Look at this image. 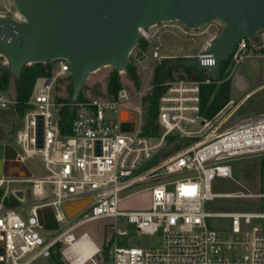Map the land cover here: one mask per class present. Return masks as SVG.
Listing matches in <instances>:
<instances>
[{
  "label": "built area",
  "instance_id": "obj_1",
  "mask_svg": "<svg viewBox=\"0 0 264 264\" xmlns=\"http://www.w3.org/2000/svg\"><path fill=\"white\" fill-rule=\"evenodd\" d=\"M8 16L26 20L14 4L0 10V17ZM224 26L219 19L199 27L173 19L140 27L139 42L129 59L144 69L146 83L133 94L122 88L114 99L66 102L59 97L58 102L57 81L70 76L65 58L55 60L58 69L50 76L36 79L21 116L23 129L13 141L0 137V144L13 145L17 161L26 163L40 155L46 175H0L1 189L8 192L11 183H31L37 198L19 206L0 203V264H32L40 257L51 258L50 264H59L57 259L62 264H264V228L257 221L264 218V211L209 207L220 198L248 196L243 191L216 192L213 185L217 178L232 175V159L264 151V114L226 125L244 103L231 99L209 116L201 105V85L212 81L208 68L211 76L204 80L162 82L163 89L157 93L159 128L155 133L145 131V96L148 90L153 95L156 90L151 83L155 68L167 58H200L203 64L214 65L209 49ZM17 36L11 25L0 24L2 41L13 42ZM253 55L264 56V26L254 38H243L235 45L223 79ZM16 104V99L0 90L1 107ZM67 104L74 107L75 117L70 130L63 133L59 109ZM123 110L129 114L125 120ZM171 142L181 147L165 151ZM142 192L150 193L149 208H124ZM86 199L87 205L70 217L65 206ZM48 206L54 211L57 229H45L40 223L38 212ZM100 219L108 220L105 225L110 231L101 247L88 233L73 232ZM212 219H219L221 225ZM65 222L68 226L62 228ZM41 230L55 234L44 236ZM84 236L89 244H83ZM143 237L149 241L143 242Z\"/></svg>",
  "mask_w": 264,
  "mask_h": 264
},
{
  "label": "water",
  "instance_id": "obj_2",
  "mask_svg": "<svg viewBox=\"0 0 264 264\" xmlns=\"http://www.w3.org/2000/svg\"><path fill=\"white\" fill-rule=\"evenodd\" d=\"M26 20L0 17L18 32L13 42L0 39V53L10 71L19 76L25 64L65 58L72 77V101H76L90 74L103 66L118 71L126 69L130 54L138 44L140 27L177 19L189 27H199L213 20L225 26L209 49L214 65L200 58L184 60L187 66L210 69L216 82H221L220 66L230 57L243 38H254L264 26V0H13ZM158 91H154V98ZM58 102L62 99L58 98ZM129 114L123 110L122 119ZM124 128H129L126 123ZM43 141V117H39L38 145ZM13 145L0 144V175L29 177L30 169L15 160ZM7 160L4 162L2 159ZM89 199L65 206L70 217L83 209ZM45 229L59 227L51 207L38 212Z\"/></svg>",
  "mask_w": 264,
  "mask_h": 264
},
{
  "label": "rangeland",
  "instance_id": "obj_3",
  "mask_svg": "<svg viewBox=\"0 0 264 264\" xmlns=\"http://www.w3.org/2000/svg\"><path fill=\"white\" fill-rule=\"evenodd\" d=\"M13 0H0V10H4L6 7L12 6ZM205 37H202L196 47V51L201 46V43L204 41ZM176 59V58H175ZM130 60V59H129ZM131 61V60H130ZM132 62V61H131ZM133 63V62H132ZM0 64H7V60L5 57L1 56L0 53ZM134 64V63H133ZM53 71L58 69V62H53ZM137 74L139 76L140 85L145 84L146 72L144 69L137 67L134 64ZM230 66V62L226 67V71L224 76L228 75V68ZM262 68V62L255 58H245L241 61L238 69H242L246 71L248 77L257 76ZM112 71L111 66H103L100 69L92 72L88 79L85 81L84 86L82 88V96L84 98L88 97H106L109 99H114L117 97L118 92L125 88L131 94L135 93V81L133 78L129 76V72L127 69L123 71H119L120 79L122 82V87L118 90L117 94H110L108 91V84L110 73ZM238 74V73H237ZM237 74L235 75L233 82L236 80ZM67 76L59 77L54 94L56 96L62 97L68 101L71 96L66 91H59L57 89L58 86H61L64 90V87L68 83L66 80ZM60 79L63 81L59 82ZM255 82V80L253 81ZM12 99H16L15 97V89L12 83H10L9 88L7 90H2ZM244 91H241L238 87H234L231 98L234 100L240 101L239 99ZM150 92L147 91L146 95ZM145 112L147 111L148 101L145 100ZM17 105V104H16ZM8 106L1 107L0 106V137H4L9 141H13L14 134L23 129V121L21 120V114H19L17 107ZM71 105V104H67ZM72 106V105H71ZM259 114H264V87L258 89L254 92L250 97H248L244 103L240 106L236 114L226 123V125H231L234 122H238L241 119L249 116H255ZM12 130H14L13 133ZM174 142H171L167 149H170L173 146ZM162 158H158L161 160ZM232 164V175L229 177H221L217 178L214 185L213 191L216 192H226V191H243L247 193L248 196L245 197H237V198H220L224 199L226 202V208L237 209V208H245L253 211H264V151L260 153L243 155L240 157H236L231 160ZM26 165L30 169L32 175L31 177L41 178L46 175V170L44 168L43 161L40 155H35L26 161ZM31 183H11L9 191L6 192V189H3V192L0 194V203L5 202V200L12 204L13 206H19L20 204H29L37 198L33 196L31 193ZM150 193L142 192L131 197L125 204L124 208L127 209H136L142 208L146 209L150 207ZM29 212V208L27 209V213ZM107 219H100L96 221H91L83 226L75 229L73 232L76 235H80L83 232L88 233L90 238L95 242L96 245L102 246L105 240L109 237L110 231L105 225ZM212 221H218V224L221 225V221L219 219H212ZM262 224L264 228V218L257 220ZM72 223L73 221H69ZM69 223V224H70ZM62 228L68 226V224L62 223ZM44 236L54 235V231L49 230H41ZM143 242H148L147 237L141 238ZM143 244V243H142ZM145 244V243H144ZM143 244V245H144ZM53 263L51 258L40 257L32 264H50ZM92 264V263H89Z\"/></svg>",
  "mask_w": 264,
  "mask_h": 264
},
{
  "label": "trees",
  "instance_id": "obj_4",
  "mask_svg": "<svg viewBox=\"0 0 264 264\" xmlns=\"http://www.w3.org/2000/svg\"><path fill=\"white\" fill-rule=\"evenodd\" d=\"M184 58H167L164 59L154 70L151 83L155 85V89L161 93L163 87L160 85L162 82L173 79H206L210 77V73L207 70L187 66L184 64ZM231 60V56L222 60L220 66L221 79L226 71ZM53 62H35L32 64H25L19 76H14L9 68L8 64H0V90H7L10 83L13 84L15 89V97L17 100V110L19 114L23 115L25 108L28 106V100L33 92L35 81L40 76H50L53 73ZM126 69L129 72V76L134 79L135 87H140V80L137 74L134 64L129 60ZM68 83L64 87L58 86L59 91H66L71 98L68 101H72L73 95V82L72 77L67 76ZM63 79H60L59 82ZM231 79H223L221 82L212 81L210 83H203L201 85V105L206 108L207 114L212 116L216 113L225 103L231 100ZM122 87L119 71L112 67L110 73L108 91L110 94L116 95L118 90ZM59 98V96H57ZM62 98V97H61ZM63 101H66L62 98ZM82 91L80 92L77 100H82ZM145 100L148 101V107L146 111V126L145 131L149 133H155L158 130L157 116H158V97L154 98L152 93L145 96ZM75 117V109L71 105H62L59 109V127L61 132L65 133L70 130L72 121ZM173 140V138H170ZM181 147V143H174L169 152L178 150ZM3 189L0 188V194ZM6 203H8L5 200ZM12 205V204H11ZM209 207L214 210L226 209V202L224 199H217L213 201ZM58 260L59 264L62 262Z\"/></svg>",
  "mask_w": 264,
  "mask_h": 264
},
{
  "label": "crops",
  "instance_id": "obj_5",
  "mask_svg": "<svg viewBox=\"0 0 264 264\" xmlns=\"http://www.w3.org/2000/svg\"><path fill=\"white\" fill-rule=\"evenodd\" d=\"M246 58H255L258 59L259 61L262 62V68L260 73L256 76H254L253 78L250 76H247L246 71L242 70V69H238L237 72V67L234 70V72L232 73V75L229 77L231 79V94L233 91L234 87H238L241 91H244L243 94L241 95V97L239 99L242 100H246L248 97H250L254 92H256L258 89L264 87V56H249ZM245 59V58H244ZM238 73V74H237ZM237 74L236 80L233 82V79L235 77V75ZM255 80V82H253ZM233 99V97L231 98Z\"/></svg>",
  "mask_w": 264,
  "mask_h": 264
},
{
  "label": "bare ground",
  "instance_id": "obj_6",
  "mask_svg": "<svg viewBox=\"0 0 264 264\" xmlns=\"http://www.w3.org/2000/svg\"><path fill=\"white\" fill-rule=\"evenodd\" d=\"M81 240H82L83 244H85V245L90 243V239L87 236H84Z\"/></svg>",
  "mask_w": 264,
  "mask_h": 264
}]
</instances>
